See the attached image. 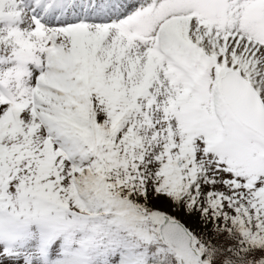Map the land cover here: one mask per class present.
<instances>
[{"label": "snow or ice", "instance_id": "1", "mask_svg": "<svg viewBox=\"0 0 264 264\" xmlns=\"http://www.w3.org/2000/svg\"><path fill=\"white\" fill-rule=\"evenodd\" d=\"M0 85V264H264V0H0Z\"/></svg>", "mask_w": 264, "mask_h": 264}, {"label": "clouds", "instance_id": "2", "mask_svg": "<svg viewBox=\"0 0 264 264\" xmlns=\"http://www.w3.org/2000/svg\"><path fill=\"white\" fill-rule=\"evenodd\" d=\"M23 11V8L21 9ZM2 86V85H0ZM15 90V89H13ZM12 225H19L25 229H29L32 232H36V221L34 219H27L21 217H11L9 218L6 214H0V228H3L5 231ZM2 242V241H0ZM81 245L79 241L73 246V252L71 254L58 253L54 257H49V264H90L92 257L89 255V250L85 247L84 251H79ZM40 264H44V261H41Z\"/></svg>", "mask_w": 264, "mask_h": 264}]
</instances>
